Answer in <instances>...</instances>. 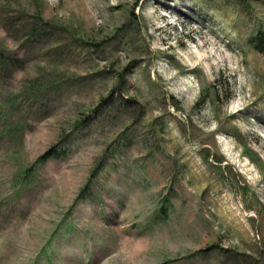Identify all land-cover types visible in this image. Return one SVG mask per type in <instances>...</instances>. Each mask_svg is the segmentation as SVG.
<instances>
[{"label":"rangeland","instance_id":"rangeland-1","mask_svg":"<svg viewBox=\"0 0 264 264\" xmlns=\"http://www.w3.org/2000/svg\"><path fill=\"white\" fill-rule=\"evenodd\" d=\"M256 45L264 0H0V264H264Z\"/></svg>","mask_w":264,"mask_h":264},{"label":"trees","instance_id":"trees-1","mask_svg":"<svg viewBox=\"0 0 264 264\" xmlns=\"http://www.w3.org/2000/svg\"><path fill=\"white\" fill-rule=\"evenodd\" d=\"M261 32V31H260ZM259 42L261 43V42H263L261 39H259ZM256 48L258 49V50H261V51H264V49H261V47H258V45H256Z\"/></svg>","mask_w":264,"mask_h":264}]
</instances>
